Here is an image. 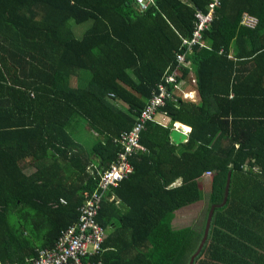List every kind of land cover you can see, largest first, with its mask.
I'll return each mask as SVG.
<instances>
[{"label":"trees","instance_id":"16d2710c","mask_svg":"<svg viewBox=\"0 0 264 264\" xmlns=\"http://www.w3.org/2000/svg\"><path fill=\"white\" fill-rule=\"evenodd\" d=\"M209 3L153 0L140 12L130 0H0V264H26L76 221L115 140L158 95L179 53L197 101L173 92L155 115L187 125V140L172 144L155 115L144 123L132 174L106 193L96 217L106 230L99 259L188 264L204 223L197 233L173 228L174 213L202 200L206 172L223 171L215 204L229 172L226 202L192 264H264V0H218L201 46L186 51L194 13ZM244 15L253 27L240 23ZM85 22L77 38L72 25ZM177 71L180 80L188 70ZM73 121L97 134L94 155L76 150L66 131Z\"/></svg>","mask_w":264,"mask_h":264},{"label":"built area","instance_id":"2783aa9c","mask_svg":"<svg viewBox=\"0 0 264 264\" xmlns=\"http://www.w3.org/2000/svg\"><path fill=\"white\" fill-rule=\"evenodd\" d=\"M153 0H130L131 4L140 12L144 11ZM211 0L206 12H195L191 36L183 39L181 44L186 46V51L191 47L201 46V33L207 29L212 19L214 3ZM246 27H253L256 20L244 15L240 22ZM176 65L170 73L164 74L165 85H160L158 95L153 96L147 105L139 112L135 123L128 132H122L115 143L119 148L108 168L98 175L96 186L92 190L83 193V200L77 207L76 221L69 224L61 231L53 246L40 249L36 256L26 260V264H102L99 259L102 253V243L105 238V229L96 221L102 200L107 192L116 188L118 184L132 174L133 168L130 159L142 148L139 146V137L144 123L152 120L158 108L163 105V99L170 97L173 92L179 91V80L177 69L185 66L184 53L176 54ZM194 83V80H191ZM171 85V86H170ZM166 88H165V87ZM168 86L171 91L167 90ZM174 99V97H173ZM209 173H205L207 176ZM59 203L65 202L60 199Z\"/></svg>","mask_w":264,"mask_h":264},{"label":"crops","instance_id":"0c3cea01","mask_svg":"<svg viewBox=\"0 0 264 264\" xmlns=\"http://www.w3.org/2000/svg\"><path fill=\"white\" fill-rule=\"evenodd\" d=\"M84 31H85V29L84 30L83 29L80 30L79 33L76 34L77 38L81 37V35L83 34ZM184 67L188 70L187 74H186L184 79L181 78L179 80V84H178L179 91H175V92H176V94L179 93L181 98L184 99V100L191 101V102H196L197 101L196 89L194 87V83L190 82V80H194L193 69L191 68L189 63H185ZM119 107L125 108L124 105H120ZM154 121L156 123L160 124L163 127H168L169 130L171 128L180 129V131L186 135V138H185L184 141H182L181 143H178V144H174V145H183L186 142L188 134H189V131H190V128L187 125H184V124H181V123H178V122H172L166 115H164L161 112H158L154 116ZM66 131L69 134L70 138H72V140L77 144L76 150H78L80 152V155H94V154H91V153H92L93 145H94V143L96 142V139H97V134L92 132L87 127L85 121L84 122L83 121L69 122V124H67ZM180 150H181V147L179 149L177 148L176 152L179 153ZM71 152H74V149H72ZM49 157H50V155H49ZM41 160H42V162L46 163V161H48V158H46V155H42ZM90 160L91 161L95 160L96 162L98 161L93 156L90 158ZM27 162L28 161L26 160L25 168H24L23 172L26 175H30V174L34 173L35 167L32 165L33 163L29 164ZM63 164H64V161L63 162L61 161V165H63ZM180 183H181L180 182V178H177L176 180H174V182H172L169 185V187H176ZM109 199H114V198L111 196ZM177 212L174 213V218L171 221L172 226H173L174 220L177 217ZM173 228H180V227H174L173 226ZM105 235H106V230H105Z\"/></svg>","mask_w":264,"mask_h":264},{"label":"rangeland","instance_id":"374dc122","mask_svg":"<svg viewBox=\"0 0 264 264\" xmlns=\"http://www.w3.org/2000/svg\"><path fill=\"white\" fill-rule=\"evenodd\" d=\"M212 3L215 4L214 6H217L218 0ZM88 25L89 22H85L79 25H72V28L74 33L77 34L80 30L87 28ZM203 176L198 181V185L202 190V200L181 208L177 212V217L173 222L174 227H190L193 232H199L205 220L206 209L211 204L216 203L215 199H219L222 193L224 172L220 171L215 174L211 173Z\"/></svg>","mask_w":264,"mask_h":264},{"label":"water","instance_id":"95a60500","mask_svg":"<svg viewBox=\"0 0 264 264\" xmlns=\"http://www.w3.org/2000/svg\"><path fill=\"white\" fill-rule=\"evenodd\" d=\"M186 138V135L184 133H182L180 131V129H176V128H171L169 130L168 133V139L171 143L173 144H178L181 143L182 141H184ZM228 187H229V172L226 174L225 177V183H224V188H223V195H222V200L219 204H212L209 206L206 218H205V222H204V227H203V231H202V236L200 238V241L198 243L197 248L195 249V251L192 253V255L189 258L188 264H192L194 258L198 255V253L200 252L203 244L206 241L207 238V234L209 231V226H210V221H211V217H212V213L213 210L215 208H219L221 206H223L226 202V198H227V194H228Z\"/></svg>","mask_w":264,"mask_h":264},{"label":"clouds","instance_id":"9594fccd","mask_svg":"<svg viewBox=\"0 0 264 264\" xmlns=\"http://www.w3.org/2000/svg\"><path fill=\"white\" fill-rule=\"evenodd\" d=\"M206 173H208V172H206ZM210 174V173H209Z\"/></svg>","mask_w":264,"mask_h":264}]
</instances>
